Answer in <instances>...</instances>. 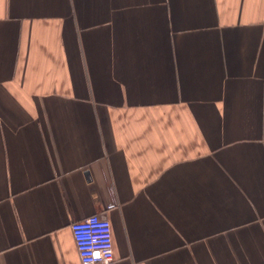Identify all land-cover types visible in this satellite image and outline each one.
<instances>
[{
  "label": "crops",
  "instance_id": "crops-1",
  "mask_svg": "<svg viewBox=\"0 0 264 264\" xmlns=\"http://www.w3.org/2000/svg\"><path fill=\"white\" fill-rule=\"evenodd\" d=\"M264 264V0H0V264Z\"/></svg>",
  "mask_w": 264,
  "mask_h": 264
},
{
  "label": "built area",
  "instance_id": "built-area-1",
  "mask_svg": "<svg viewBox=\"0 0 264 264\" xmlns=\"http://www.w3.org/2000/svg\"><path fill=\"white\" fill-rule=\"evenodd\" d=\"M71 230L81 264H117L107 218L94 213L73 221Z\"/></svg>",
  "mask_w": 264,
  "mask_h": 264
}]
</instances>
